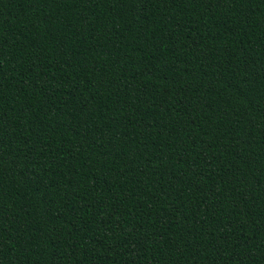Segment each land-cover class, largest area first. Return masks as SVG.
I'll use <instances>...</instances> for the list:
<instances>
[{"label": "trees", "instance_id": "16d2710c", "mask_svg": "<svg viewBox=\"0 0 264 264\" xmlns=\"http://www.w3.org/2000/svg\"><path fill=\"white\" fill-rule=\"evenodd\" d=\"M0 264H264V0H0Z\"/></svg>", "mask_w": 264, "mask_h": 264}]
</instances>
